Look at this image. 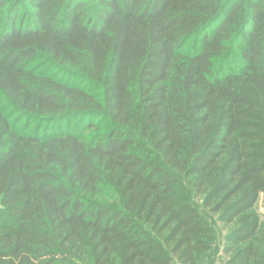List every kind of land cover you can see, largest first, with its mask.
<instances>
[{"label":"trees","instance_id":"trees-1","mask_svg":"<svg viewBox=\"0 0 264 264\" xmlns=\"http://www.w3.org/2000/svg\"><path fill=\"white\" fill-rule=\"evenodd\" d=\"M188 182L264 264V0H0V264H214Z\"/></svg>","mask_w":264,"mask_h":264},{"label":"rangeland","instance_id":"rangeland-1","mask_svg":"<svg viewBox=\"0 0 264 264\" xmlns=\"http://www.w3.org/2000/svg\"><path fill=\"white\" fill-rule=\"evenodd\" d=\"M8 113V111H7ZM10 114V115H9ZM7 114L12 125L15 127H22L24 126V124L26 125V123H24L23 119H20V116L18 114H14L12 111ZM69 122L66 123H61V124H52V125H40L39 124H32L30 125L31 127H29L31 130H35L36 128H39L40 131H43L44 129H52V128H62V129H66V128H75L76 126L78 127V129H81L83 131L84 136H87V134H92L94 131V129H90L89 127H86V124H84V126H78L77 122H72L70 125ZM46 126H49L48 128ZM98 128L103 129L104 128V123H101V121L97 122ZM98 130V129H97ZM95 132V131H94ZM188 186V196H189V200L190 202L208 219V221L210 222L213 230H214V236H215V245H214V249L212 251V259L211 261L214 264H219L221 262V260L223 259V257L220 254L221 251V245H222V238L223 235L225 233V231L227 230L228 226H224L223 224H221L220 222H218L216 216L214 214H211L206 208L203 207L202 205V200L201 197L195 196L190 183H187ZM256 210L258 211L259 215H260V219L262 222V231L264 232V194H261L257 200L256 203ZM207 264V263H206ZM210 264V263H209Z\"/></svg>","mask_w":264,"mask_h":264}]
</instances>
